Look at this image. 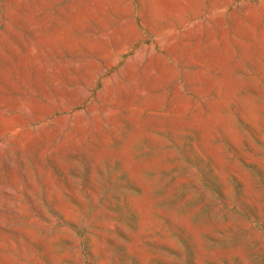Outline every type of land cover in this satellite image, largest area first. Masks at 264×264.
<instances>
[{
    "label": "rangeland",
    "instance_id": "1",
    "mask_svg": "<svg viewBox=\"0 0 264 264\" xmlns=\"http://www.w3.org/2000/svg\"><path fill=\"white\" fill-rule=\"evenodd\" d=\"M0 264H264V0H0Z\"/></svg>",
    "mask_w": 264,
    "mask_h": 264
}]
</instances>
